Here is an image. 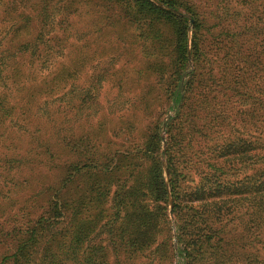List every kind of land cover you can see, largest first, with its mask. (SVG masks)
<instances>
[{
    "label": "trees",
    "instance_id": "1",
    "mask_svg": "<svg viewBox=\"0 0 264 264\" xmlns=\"http://www.w3.org/2000/svg\"><path fill=\"white\" fill-rule=\"evenodd\" d=\"M121 1L151 40L155 58L139 69L157 75L150 99L111 101L100 114L96 95L78 90L74 105L87 114L69 126L68 68L36 84L24 104L0 93V124L17 108V118L32 114L42 95L49 101L38 108L50 119L0 149V264H264V0ZM49 11L40 6L41 21L4 27L3 87L52 52ZM159 23L172 36L158 40ZM179 104L164 164L162 115ZM141 105L159 115L141 118Z\"/></svg>",
    "mask_w": 264,
    "mask_h": 264
},
{
    "label": "rangeland",
    "instance_id": "2",
    "mask_svg": "<svg viewBox=\"0 0 264 264\" xmlns=\"http://www.w3.org/2000/svg\"><path fill=\"white\" fill-rule=\"evenodd\" d=\"M153 1L160 3L157 0ZM122 3L121 0H82L80 4L76 2L71 4L70 0H0V38L5 32V26L11 28L15 23L25 22L23 17L30 16L31 20L41 21L38 16V8L49 5L51 16L44 23L48 22L47 27L50 31L46 30L48 36L45 38V42H50L51 49L48 48L49 51H52L44 55L42 60L33 63L35 71L31 72L27 79L16 84L12 83L7 88L0 83V93L5 92L9 96L8 100L11 104L16 102L18 97L23 96L20 99V104H24L32 94H36V90L40 89V86L36 84L43 82L46 76H50L48 79L51 81L63 69L68 68L70 73L67 85L68 99L69 102L70 100L73 102V106L68 112L69 126L74 124L78 112L81 118H86L87 111L74 105L80 102V99L75 97L78 90H82V96L86 92L85 97L87 98H92L90 93L96 95L97 102L94 108L100 110V114L105 111V108L107 109L108 106L111 107L112 104L119 101L126 102V106H130L133 101L150 99L152 94L148 91L151 85L158 81L157 75L150 71L139 74V69L145 70L149 61L155 58L149 53L151 40L148 34L144 33L143 21L137 20L132 14L131 20L121 12V7H125ZM23 4L30 6L26 8ZM70 4L71 6H78L77 11L74 8L68 12L67 9ZM160 5L166 7L161 3ZM172 10L179 15H188L191 18L189 14L184 13L183 9L174 8ZM28 12L30 13L21 15V13ZM192 21L193 19H191V23ZM157 27L162 30V39L158 40L162 41L169 35L172 36L165 24L159 23ZM191 39L192 30L190 29L189 44H191ZM46 47L47 45L40 47L43 54ZM163 52L165 50H161V53ZM27 61L26 65L28 66L30 61ZM161 65L163 63L159 62V66ZM65 74H68L67 70ZM71 74L73 75L71 76ZM33 79L34 81H31ZM159 95H163V93L159 92ZM48 101L49 97L42 95L41 99L34 100L35 108H33L32 114L28 112L23 118H17L18 115L22 116L23 112L21 108H17L18 110L15 111V113L18 112L17 115L14 114L13 118L3 120L0 124V149L2 151L12 146L13 139L26 137L28 133H36L40 126H43L39 122L45 124L50 122L49 117L43 116L38 108L47 105ZM111 101L117 102L111 103ZM59 103L62 104L55 100L53 102L56 105ZM180 105L169 108L167 113L162 115L163 124L160 129V136L163 139L162 162H167V124L171 117L175 116ZM140 109L138 113L141 118L147 117L150 120L159 115L157 110L150 112V109L148 110L145 105H141ZM133 110L129 108L127 112L132 113ZM147 122L148 120H145L144 123H140L141 132H144L145 126L143 125ZM22 124H27L29 129H22ZM17 131L18 134H16ZM24 140L28 141V139ZM117 143L119 145L118 140H116L115 145ZM125 150H127V146H121L119 153L121 155L126 154ZM197 153L199 154V152ZM201 153L205 154L201 158L208 160L211 154L209 143L204 147L202 146L200 155ZM42 157L46 158L45 156ZM68 158L71 159V157Z\"/></svg>",
    "mask_w": 264,
    "mask_h": 264
},
{
    "label": "water",
    "instance_id": "3",
    "mask_svg": "<svg viewBox=\"0 0 264 264\" xmlns=\"http://www.w3.org/2000/svg\"><path fill=\"white\" fill-rule=\"evenodd\" d=\"M164 164H165V162H164ZM172 204V203H171Z\"/></svg>",
    "mask_w": 264,
    "mask_h": 264
}]
</instances>
